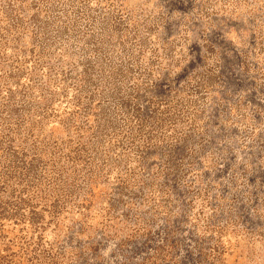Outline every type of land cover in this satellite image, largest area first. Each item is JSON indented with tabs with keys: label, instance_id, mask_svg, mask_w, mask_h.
Instances as JSON below:
<instances>
[{
	"label": "rangeland",
	"instance_id": "1",
	"mask_svg": "<svg viewBox=\"0 0 264 264\" xmlns=\"http://www.w3.org/2000/svg\"><path fill=\"white\" fill-rule=\"evenodd\" d=\"M0 264H264V0H0Z\"/></svg>",
	"mask_w": 264,
	"mask_h": 264
}]
</instances>
